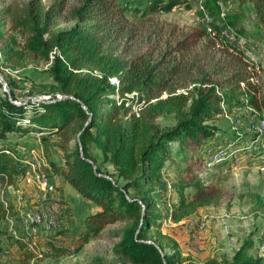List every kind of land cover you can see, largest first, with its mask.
<instances>
[{"label":"trees","instance_id":"1","mask_svg":"<svg viewBox=\"0 0 264 264\" xmlns=\"http://www.w3.org/2000/svg\"><path fill=\"white\" fill-rule=\"evenodd\" d=\"M237 1L251 6L257 31L245 28V9L225 13L220 0H205L198 16L210 21L191 29L159 16L183 0H0V71L10 91L0 82V254L37 242L46 255L63 256L105 239L115 241V264H264L251 253L264 247V229L258 244L249 235L231 259L200 261L164 231L224 197L199 177L207 145L226 143L217 121L234 111L264 118V79L253 81L255 65L224 36L226 29L261 39L264 0ZM39 63L52 83H32L22 98L11 73ZM129 96H138V113ZM165 118L173 123L162 125ZM32 133L41 136L49 177L100 207L75 230L27 236L6 227L29 169L20 140ZM53 136L62 162L52 158ZM242 154L263 161L256 151ZM24 255L30 264L33 254Z\"/></svg>","mask_w":264,"mask_h":264},{"label":"rangeland","instance_id":"2","mask_svg":"<svg viewBox=\"0 0 264 264\" xmlns=\"http://www.w3.org/2000/svg\"><path fill=\"white\" fill-rule=\"evenodd\" d=\"M183 1L185 2L182 5L177 6L171 12L160 13L159 16L187 29L205 27L210 20L208 18L203 20L198 16L205 0ZM220 2L225 13L235 12L241 8L245 9L247 14L245 28L250 32L258 30L257 20L250 5H241L237 0H220ZM46 3L49 4L50 0H46ZM224 36L241 49L245 53V58L255 65L256 74L253 81L256 82L260 77L264 79V70H262L264 69V32L259 40L237 38L226 29H224ZM45 70L46 65L39 63L32 64L16 73H11L10 77L18 84L22 98L27 97V90L33 87L32 83H52ZM44 99H49V97L44 96ZM128 99L129 104L132 103V109L134 107V111L138 113L141 105L138 96H129ZM161 123L164 126H169L173 120L165 118L161 120ZM263 123L264 118L260 115L247 114L244 111H234L217 121L221 129L219 137L226 143H220L214 147L210 144L207 145L211 156L207 158L200 170L199 177L207 185L223 188V199L218 206L200 209L195 215L180 224H166L164 226V231L170 232L180 241L184 256L192 259V261H200L208 256L229 260L251 234L258 244L260 232L264 229L262 211L264 203V136L263 131H256V129H263ZM250 125L255 126L256 129ZM246 134L251 135L252 138H243ZM51 140L53 141L52 158L58 161L62 152L57 146V137L53 136ZM255 144L256 147H254ZM248 149L261 154L260 158L263 161L259 162L260 166L254 163L248 155L242 154ZM26 162L29 169L18 183V190H15L16 192H13L12 195L16 213L14 211V213L9 214L8 211L9 222L5 221L6 227L12 229L15 234L29 236L38 233L40 236H47L65 228L75 230L77 223H81L88 215L99 211V209L93 210L98 206L84 198L68 183L66 185H69L71 190L70 193H66L68 203L64 209L73 213V223H69L64 214L60 216L59 202H55L56 207L48 206L46 211L43 203H45V199L50 197L49 195L54 193V184L48 174L50 165L47 155L44 152H37L32 154L31 158H27ZM220 165L228 166L221 167ZM217 166L220 167L216 168ZM106 168L112 171L111 166L107 165ZM42 175L45 176L47 186L42 183ZM176 176V167L172 166L168 178L173 180ZM22 182L35 186L38 184V186L31 189L24 188L19 185ZM53 182L56 184L55 179ZM8 189L11 190L12 188L9 187ZM41 204L42 207H40ZM23 214L32 216L31 226H28V221L23 218ZM50 217H52L51 221ZM124 225V223H119L116 226L123 227ZM114 243L115 241L97 239L78 252L71 250L63 256H51L46 255V250H43L36 242L37 246L34 245L25 250H20L17 247L10 248V253L6 257L0 254V264H28L24 258L25 253L33 254L30 264H115L117 259L111 254ZM259 245L251 253L255 256L264 257V247L260 248ZM101 259L102 262L100 263Z\"/></svg>","mask_w":264,"mask_h":264},{"label":"crops","instance_id":"3","mask_svg":"<svg viewBox=\"0 0 264 264\" xmlns=\"http://www.w3.org/2000/svg\"><path fill=\"white\" fill-rule=\"evenodd\" d=\"M40 139H41V136L39 134L32 133V134H29L28 136H26L20 140V150L25 155V157L31 158V155L34 153L44 152L42 147L40 146ZM28 140H30V141H28ZM34 148H36V149H34ZM58 161L62 162V159L60 158V160H58ZM54 179L56 180V184L53 182ZM50 180L56 186V192L49 195L50 197L48 199H45V203H43V204L45 206H48V205L51 206V205H53V203L59 202L60 216L62 214H64L65 217L67 216L68 222L73 223V221H72L73 213L67 212L64 209V208H66V203H68L66 193H70L69 191L71 190L68 187L69 185H66V182H64V181L62 182V180L57 176H52V178L50 177ZM19 185L23 186L24 188H30V189L31 188H37L35 185L27 184L26 182H22ZM16 191H14V192H16ZM45 195L47 196L46 193H45ZM40 207H42V204L40 205ZM97 209L100 210V207L98 206V208H96V207L93 208V210H95V211ZM82 223H83V221L81 223H77V225H75V227L76 228L79 227Z\"/></svg>","mask_w":264,"mask_h":264},{"label":"water","instance_id":"4","mask_svg":"<svg viewBox=\"0 0 264 264\" xmlns=\"http://www.w3.org/2000/svg\"><path fill=\"white\" fill-rule=\"evenodd\" d=\"M0 82H2V83L5 85V91H6L7 93H10V91H9V86H8L7 82L5 81L4 77L2 76L1 72H0ZM66 98H68V96H64V97L59 96L57 100H58V101H61L62 99H66ZM30 101H31V102H43V100H42V99H39V98H32V99H30ZM49 102L52 103V102H54V101H49ZM49 102H48V103H49ZM84 109H86L85 106H84ZM90 120H91V119H89L88 123L90 122ZM148 243H150V244H154V242H151V241H149Z\"/></svg>","mask_w":264,"mask_h":264},{"label":"built area","instance_id":"5","mask_svg":"<svg viewBox=\"0 0 264 264\" xmlns=\"http://www.w3.org/2000/svg\"><path fill=\"white\" fill-rule=\"evenodd\" d=\"M251 126V125H250ZM252 128H255L256 129V127L255 126H251ZM256 131H263V136H264V124H263V129H256ZM254 147H256V144L254 145ZM222 156V155H221ZM28 184V183H27ZM36 186H38V184H36ZM53 189H54V193L56 192V186L54 185L53 186ZM49 206V205H48ZM48 206H45V210L47 211V207ZM51 206H55L56 207V204L55 203H53V205H51ZM23 218H25L26 219V221H28V226H31V217H29V216H26V214H23ZM52 220V217H50V221Z\"/></svg>","mask_w":264,"mask_h":264},{"label":"bare ground","instance_id":"6","mask_svg":"<svg viewBox=\"0 0 264 264\" xmlns=\"http://www.w3.org/2000/svg\"><path fill=\"white\" fill-rule=\"evenodd\" d=\"M42 180H43L42 183L44 184V186H47V182H46V180H45V177H42ZM44 188H45V187H44ZM33 216H34V215H33ZM31 217H32V216H31ZM34 217H35V216H34ZM34 217H33V219L36 218V217H35V218H34ZM39 222H40V221H39ZM36 224H37V222H36Z\"/></svg>","mask_w":264,"mask_h":264}]
</instances>
